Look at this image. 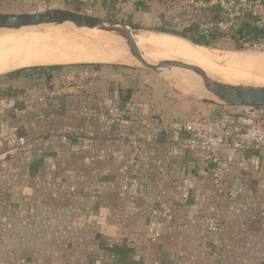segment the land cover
<instances>
[{
  "label": "crops",
  "instance_id": "1",
  "mask_svg": "<svg viewBox=\"0 0 264 264\" xmlns=\"http://www.w3.org/2000/svg\"><path fill=\"white\" fill-rule=\"evenodd\" d=\"M132 2L155 30L196 26L236 48L264 36V0ZM102 4L124 15L120 0ZM73 69L54 75L50 87L0 96V264H200L211 251L196 242L198 218L223 203L229 218L248 215L244 233H264V152L222 155L225 194L217 203L202 158L182 149L185 134L171 128L204 116L225 121L233 135L253 123L251 111L199 104L161 82L144 99L126 69L110 77ZM177 236L193 240L178 246Z\"/></svg>",
  "mask_w": 264,
  "mask_h": 264
},
{
  "label": "rangeland",
  "instance_id": "2",
  "mask_svg": "<svg viewBox=\"0 0 264 264\" xmlns=\"http://www.w3.org/2000/svg\"><path fill=\"white\" fill-rule=\"evenodd\" d=\"M103 1L104 0H91V2H95L96 5L90 6L88 4L79 5L77 2H74L73 0L71 1L69 0H0V15L1 14H34V13L44 12L49 9H65L86 15L100 17L103 19L122 22L132 26L151 29L153 33L163 34L161 32H156L155 29H153L154 27L153 25H151L153 23H150V21L148 20L149 18L148 15H143L141 14L140 11H135L137 10V7H134L135 5L133 4L132 0H120L124 10V15L122 14L120 17H118L120 14L109 15V13L104 9V6L102 4ZM105 1L109 2V0H105ZM184 26H185L184 24L180 26L179 27L180 30L177 31L180 32L184 30L185 29ZM58 30H64L68 34H71V32L73 34L76 33L77 36L87 38L88 40H91L93 42L107 43L99 39L97 36H95L92 33H83L65 27H58V28H44V29H29L18 32L2 33L0 34V39H1L0 44L5 42L7 39L13 40L17 38L18 39L37 38L39 36H42V34L44 35L51 31L53 32ZM256 41L259 44L258 50L251 49L249 47H237V48L225 47L215 43H212L214 44L212 46H192V45L191 46L197 49L198 51H200L201 54L204 56V58L208 60L207 64H205L204 67L213 70V74H211L212 78L234 84H251V85L264 86V66L260 64V62L264 60V36L262 38H257ZM48 52L50 51L45 50L41 52L40 51H35L31 53L29 52L27 53V55H25V58L27 60L38 62L36 60L47 58L49 56ZM65 52L66 51H62V52L57 51L56 53L59 55H66ZM2 60L4 61L6 59H2ZM9 61L11 60L6 61V63ZM77 64L101 65L102 67L96 70L101 71L102 77L105 76L110 77L112 76V74L119 75V73L124 72L123 70L125 69L128 70L129 72H132V75H130V79L134 78L133 80L139 82L140 86L144 88L142 89L143 94L140 95V97L144 99L145 98L148 99L147 96H150V92L148 89L151 88L154 83L161 82L165 84V87L168 88L169 91L175 92L178 95L187 98L190 101L197 102L195 96L190 94V92L183 85L176 82V80H174L172 77L169 76L167 77L164 74L158 75L152 71L140 67L138 63L132 64L130 66L120 65V64L113 65L107 63H77ZM105 65H113L114 67L112 68L105 67ZM31 66H48V65H42L36 63L35 65L34 64L27 65L25 67H31ZM118 66H124V67L121 68ZM73 70L80 71L81 69H73ZM55 76L58 75L55 74ZM60 76L59 78H61ZM77 76L78 74L74 73L71 75V78L75 80L77 79ZM66 77L67 74L64 75V77L62 76V78H66ZM178 84L180 87L177 86ZM157 102H160V99H157ZM194 105H198V104L195 103ZM81 142H83V138ZM77 146L80 147V145ZM223 197L220 200L221 202H223ZM217 209H220L219 212H217ZM213 214L214 216H218V219L223 225L224 230L221 234H214L202 229V233L200 232L196 242H198V246L204 244L206 247L210 248L211 252L208 251V253L204 255V257L202 255L201 257L198 258L200 264H264V233L262 235L253 234L252 236H249L248 234L244 233L245 221L242 222V220L247 218L248 215H244L236 219L229 218L228 211L226 210V206L224 203L222 204V207L220 206L216 208L213 207L211 216ZM252 214L255 215V212L252 211ZM102 216L103 218L108 216L107 219L111 224H114V222H116L114 221V219L113 221H111L112 218L108 214L107 210L102 212ZM202 216L210 217L209 214L208 216L207 215H202ZM202 216L199 217L198 220L200 218H203ZM229 219L231 220L229 221ZM233 220H236V222L233 223ZM229 225H231V227L233 228H231ZM177 237L178 239L175 240L179 241V243L176 242L175 240H172V242L177 244L178 246L187 245L193 240L191 236H189V238L187 239L185 238L183 239L181 236H177ZM209 237L211 238L212 241H209L208 239ZM115 248H116V244H115ZM113 252H115V250H113Z\"/></svg>",
  "mask_w": 264,
  "mask_h": 264
},
{
  "label": "water",
  "instance_id": "3",
  "mask_svg": "<svg viewBox=\"0 0 264 264\" xmlns=\"http://www.w3.org/2000/svg\"><path fill=\"white\" fill-rule=\"evenodd\" d=\"M58 27L81 32L100 31L118 37L126 53L140 67L158 75L172 77L195 96L199 104L221 108H264V86L216 80L199 67L175 64L169 59L146 60L143 57L146 49L138 45L135 36L153 33L151 30L65 9H49L34 14L0 15V34ZM130 65L132 64L127 66Z\"/></svg>",
  "mask_w": 264,
  "mask_h": 264
},
{
  "label": "bare ground",
  "instance_id": "4",
  "mask_svg": "<svg viewBox=\"0 0 264 264\" xmlns=\"http://www.w3.org/2000/svg\"><path fill=\"white\" fill-rule=\"evenodd\" d=\"M71 30L73 29L71 28ZM83 33H92L111 45L93 42L87 38L77 36L76 33L73 34L71 32V34H68L64 30L51 31L37 38L7 39L0 44V74L27 65H35L36 63L42 65H67L76 63L129 65L136 63V61L126 53L118 37L100 31H83ZM135 40H137L139 46L146 49L145 53H143V57L146 60L157 61L159 59H169L175 64L201 67L200 69L205 71L209 76L213 74V70L204 67L208 60L204 58L200 51L184 40L156 33L139 34L135 36ZM45 50L50 51L48 52L49 56L36 60L38 62L25 58V55L29 52H41ZM57 51H66V55H59L56 53ZM2 59L6 60L3 61ZM8 60L11 61L6 63ZM260 64L264 66V60L261 61Z\"/></svg>",
  "mask_w": 264,
  "mask_h": 264
},
{
  "label": "built area",
  "instance_id": "5",
  "mask_svg": "<svg viewBox=\"0 0 264 264\" xmlns=\"http://www.w3.org/2000/svg\"><path fill=\"white\" fill-rule=\"evenodd\" d=\"M233 1L215 0L217 4H228ZM256 40L245 43V47L258 50L259 44ZM246 109L251 111L256 119L247 128L233 135H229L228 125L225 121L204 116L177 121L171 127L174 131L185 134V138L180 142L181 148L196 153L202 158L203 166L211 176L217 203H220L225 194L226 168L222 155L227 151L240 153L256 150L264 152V108ZM198 224L203 230L214 234H221L224 230L218 216L214 215L200 218Z\"/></svg>",
  "mask_w": 264,
  "mask_h": 264
},
{
  "label": "trees",
  "instance_id": "6",
  "mask_svg": "<svg viewBox=\"0 0 264 264\" xmlns=\"http://www.w3.org/2000/svg\"><path fill=\"white\" fill-rule=\"evenodd\" d=\"M156 32H161L163 34L179 37L183 40L188 41L193 45L198 46H212L214 44L211 39V30H199L196 26L191 27L188 30L177 31L171 29H158ZM216 44V43H215ZM84 68H95L99 69L102 67L98 64H73V65H48V66H31L25 67L18 70L8 72L6 74L0 75V96L9 92V96H16L17 93L22 89H33L50 87L53 77L55 74L61 73L64 69H73L76 67ZM105 67H114L113 65H105ZM124 67V66H118Z\"/></svg>",
  "mask_w": 264,
  "mask_h": 264
}]
</instances>
